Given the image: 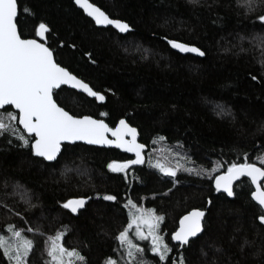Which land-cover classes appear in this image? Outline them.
<instances>
[{
  "label": "trees",
  "instance_id": "obj_1",
  "mask_svg": "<svg viewBox=\"0 0 264 264\" xmlns=\"http://www.w3.org/2000/svg\"><path fill=\"white\" fill-rule=\"evenodd\" d=\"M90 1L127 22L128 32L96 26L73 0H17L19 30L25 38L35 37L38 23L48 25L43 41L57 62L105 96L97 103L61 87L57 102L73 115L102 118L109 126L125 119L147 146L145 160L116 173L107 165L128 155L75 143L64 144L47 163L15 136H0V232L8 235L6 226L13 225L34 240L28 264H45V242L57 231L64 232L61 243L76 248L86 264H106L109 257L125 264L115 236L127 225L130 198L164 216L159 232L169 256L160 262L148 250L144 255L151 264H172L181 255L187 264H264V227L256 219L262 211L250 197V181L235 182L231 198L212 184L229 164L262 166L254 158L264 154V25L256 19L264 8L246 13L237 0ZM168 39L205 54L179 53ZM8 111L10 106L0 109ZM149 158L172 167L179 161L182 168L175 177L166 176ZM189 167L204 174L184 170ZM105 194L117 200L106 201ZM81 196L90 200L76 216L62 207ZM193 208L206 211L203 233L181 246L171 233ZM37 227L39 232L28 231ZM243 240L250 243L241 249ZM0 264H9L2 252Z\"/></svg>",
  "mask_w": 264,
  "mask_h": 264
},
{
  "label": "snow or ice",
  "instance_id": "obj_2",
  "mask_svg": "<svg viewBox=\"0 0 264 264\" xmlns=\"http://www.w3.org/2000/svg\"><path fill=\"white\" fill-rule=\"evenodd\" d=\"M192 2L195 4L199 0ZM237 2L244 6L246 13L264 8V0H237ZM75 4L82 8L96 25H111L121 33L130 29L128 23L110 18L90 0H75ZM18 16L17 0H0V107L11 106L16 110L0 112V136H15L20 146L30 148L34 156L42 157L47 161L57 159L62 142L86 141L89 144H114L127 152L135 153L134 160L111 161L107 167L112 172L123 173L130 165L142 164L144 162L142 150L145 145L137 142L136 129L130 127L124 119H120L115 128H110L103 119H94L90 115L70 114L57 102L56 90L62 85H71L98 101H103L105 96L94 91L83 79L62 67L57 62L52 48L36 38H25L19 30ZM256 19L264 25V14L258 15ZM46 33H49L46 23L40 22L35 26V37L44 38ZM260 35L264 36V32ZM167 43L182 53L191 52L200 56L205 54L199 47L175 39H168ZM84 55L91 59L89 53L86 52ZM252 79L255 80L256 77ZM17 121L20 127L16 126ZM109 132L115 137L114 140L107 138L106 133ZM126 134L131 137L130 140L124 138ZM159 139L163 140L164 137ZM254 159H259L262 166L258 167L256 163L247 161L229 164L226 172L215 177L214 184L218 191L223 189L231 197L234 195L233 181L247 177L255 186V191L251 192L252 199L264 209V184L259 183L264 178V154ZM149 163L162 174L170 177H175L177 171L182 168L179 161L174 167L159 160L152 161L151 158ZM184 170L197 175H202L205 171L202 169L197 172L196 168L191 167ZM212 171H215V167ZM173 183L176 181L174 180ZM103 199L115 201L117 196L105 194ZM87 200L88 197L83 196L71 198L64 201L62 207L77 213L79 209L85 207ZM126 207L128 208L127 225L115 236L119 248L123 250L120 255L125 258V264H151L144 255L148 250L155 254L160 262H165L169 256L170 246L159 232L164 216L156 215L150 208L143 209L142 206H137L130 198L126 201ZM16 215L19 216L20 213ZM204 216L205 212L199 208H193L181 216L179 227L171 233V240L179 242L181 246L190 245V238L203 233ZM256 219L264 225V214L257 216ZM133 227L135 231L130 235L129 230ZM6 230L8 235L0 232V252L3 257L9 264H28L30 252L34 248V240L26 237L22 230L13 225H7ZM28 231L39 232L40 229L29 228ZM63 236L64 232L57 231L54 236L47 237L45 244L48 259L45 264H86V258L76 248H67L61 243ZM132 236L136 240L149 241V248L141 247L139 243L134 242ZM248 243L250 242L243 240L239 247L243 249ZM201 254L203 255V251ZM106 264H120V262L109 257ZM172 264H187V261L181 255L179 260L174 259Z\"/></svg>",
  "mask_w": 264,
  "mask_h": 264
},
{
  "label": "water",
  "instance_id": "obj_3",
  "mask_svg": "<svg viewBox=\"0 0 264 264\" xmlns=\"http://www.w3.org/2000/svg\"><path fill=\"white\" fill-rule=\"evenodd\" d=\"M74 1V3H75V0H73ZM91 2V1H90ZM96 5V4H95ZM79 9H81L82 10V12L87 16V14L83 11V9L82 8H80L78 5H76ZM97 6V5H96ZM99 7V6H98ZM102 10V9H101ZM102 11H104V10H102ZM88 17V16H87ZM110 17V16H109ZM91 20H92V18L91 17H89ZM110 18H112V17H110ZM112 19H117V18H112ZM93 21V20H92ZM94 22V21H93ZM127 23V22H126ZM94 24H95V22H94ZM96 25V24H95ZM96 26H98V27H111L112 29H114L116 32H118V33H120V34H125L126 32H123V33H121V32H119L114 26H111V25H96ZM128 32V31H127ZM31 38H36V39H38V40H40V42H43L44 43V38H38V37H31ZM191 45V44H190ZM47 46V45H46ZM174 50H176L177 52H179V50H177V49H174ZM179 53H182V52H179ZM182 54H192V55H196V56H200L199 54H197V53H191V52H183ZM63 67V66H62ZM61 87H66V88H69V89H72V90H74V91H76V92H79V93H82V94H84V95H86L87 97H89V98H94V97H91V96H88L86 93H84L82 90H78V89H75V88H73L71 85H62ZM60 87V88H61ZM102 94V93H101ZM103 95V94H102ZM95 99V98H94ZM96 100V99H95ZM96 102L97 103H103L104 102V100L103 101H98V100H96ZM4 107H8V106H2V107H0V109H2V108H4ZM11 107V106H10ZM12 108V107H11ZM12 110L13 111H16L15 109H13L12 108ZM66 110V109H65ZM67 111V110H66ZM71 114V113H70ZM85 115H88V114H85ZM81 116H83V115H81ZM90 116H92V115H90ZM94 119H102V118H97V117H94V116H92ZM120 120V119H119ZM119 120L116 122V124L114 125V126H109L110 128H115L116 127V125L118 124V122H119ZM125 120V119H124ZM126 121V120H125ZM17 123H18V121H17ZM106 123V122H105ZM126 123H127V121H126ZM107 124V123H106ZM130 127H132V128H135L136 129V139H137V142L138 143H141V144H144V143H142V142H140V140H139V133H138V130H137V128L136 127H134V126H132V125H130L129 123H127ZM19 125V124H18ZM20 127V126H19ZM26 134V133H25ZM27 135V134H26ZM106 136H107V138L108 139H110V140H114L115 139V137L109 132V133H106ZM126 140H130L131 139V137L130 136H128L127 134L125 135V137H124ZM75 143H80V144H85V145H88V146H95V147H102V148H113V149H116V150H118V151H120V152H122V153H124V154H126V155H128L130 158L128 159V160H134L136 157H135V153H130V152H127L125 149H123V148H119V147H116L114 144H112V145H107V144H89V143H87L86 141H64V142H62V145H61V150H62V147H63V145L64 144H75ZM145 145V144H144ZM146 150H147V146L145 145V148L142 150V155H143V157H144V160H145V152H146ZM59 154L60 153H58V155H57V157L59 156ZM34 155V154H33ZM39 158H41V159H43L42 157H39ZM44 160V159H43ZM45 162H47V163H51V162H54V161H47V160H44ZM126 161V160H125ZM143 164V163H142ZM139 165H141V164H136V165H130V166H139ZM258 167H260L259 165H257ZM227 171V170H226ZM226 171H224V172H226ZM222 173V172H221ZM221 173H218L217 175H220ZM216 175V176H217ZM215 176V177H216ZM215 177H214V179H213V188L214 189H216V187H215V184H214V181H215ZM245 178H247V177H245ZM248 180H249V178H247ZM263 179L264 178H262L261 179V181H259V183H261L262 184V181H263ZM239 180V179H238ZM238 180H234L233 181V185H234V183L235 182H237ZM250 181V180H249ZM252 185V184H251ZM252 188H253V190L252 191H255V186H253L252 185ZM217 190V189H216ZM218 191V190H217ZM219 192H221V193H224L227 197H229L228 195H227V193H225L224 191H223V189H221V190H219ZM232 197V196H231ZM231 197H229V198H231ZM250 197H251V194H250ZM251 199H252V197H251ZM90 200V197H88V200L86 201V204H87V202ZM253 200V199H252ZM253 202L256 204V205H258V202L257 201H255V200H253ZM85 204V205H86ZM259 206V205H258ZM260 207V206H259ZM84 208V207H83ZM82 208V209H83ZM261 208V207H260ZM82 209H79L78 210V212L79 211H81ZM192 210V209H191ZM202 210V209H201ZM190 211V210H189ZM205 213H206V211L205 210H203ZM261 211H262V214H264V209H262L261 208ZM69 212L72 214V215H77L78 214V212L77 213H72L70 210H69ZM187 213V212H186ZM185 213V214H186ZM185 214H183V215H185ZM182 215V216H183ZM181 217V216H180ZM204 219V217L202 218V220ZM179 220H180V218L178 219V224H177V228L179 227ZM263 227H264V225H262ZM176 228V229H177ZM175 229V230H176ZM174 230V231H175ZM200 234H197V236H199ZM193 238H196V237H193ZM193 238H190V240L191 239H193ZM174 242H176V241H174ZM176 243H179V242H176Z\"/></svg>",
  "mask_w": 264,
  "mask_h": 264
},
{
  "label": "rangeland",
  "instance_id": "obj_4",
  "mask_svg": "<svg viewBox=\"0 0 264 264\" xmlns=\"http://www.w3.org/2000/svg\"><path fill=\"white\" fill-rule=\"evenodd\" d=\"M5 122H7V121H5ZM263 181H264V179H263ZM143 209H146V208L143 207ZM134 231H135V228L133 227L132 229L129 230V232H130L129 234L131 235ZM132 238H133L134 242L139 243L141 245V247H143L142 245H144V244H145V246L148 245V247H149V241L136 240L134 236H132ZM121 251H123V250L121 249ZM122 259H125V258H122Z\"/></svg>",
  "mask_w": 264,
  "mask_h": 264
}]
</instances>
